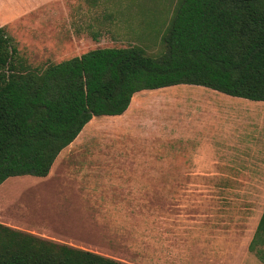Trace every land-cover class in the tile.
<instances>
[{"label": "rangeland", "instance_id": "374dc122", "mask_svg": "<svg viewBox=\"0 0 264 264\" xmlns=\"http://www.w3.org/2000/svg\"><path fill=\"white\" fill-rule=\"evenodd\" d=\"M175 4L176 0H0V27H5L14 39L20 56L39 69L97 48L142 46L149 55L156 56L163 48L161 36L165 27L155 24H167ZM156 28L161 31L157 33ZM161 90L164 93L174 89ZM157 93L142 91L136 98L149 99V108L154 110ZM111 118L114 117H96L89 123L76 141L61 152L47 177L21 176L5 181L0 186V224L127 264L147 261L148 254L137 252L131 245L144 243L140 232L150 229L154 217L169 233L163 235V240L176 237L180 255L188 251L183 246L189 242L187 238L194 236L192 215L225 211L222 201H231L235 213L246 208L249 224L245 234L254 230L264 209V181L191 177L154 181L155 188L175 192L166 198L168 204L150 208L156 209L154 212L139 205L129 210L126 204L140 199L139 193L147 182L137 181L135 189L128 187L115 193L113 184H109L114 181L108 183L114 174H188L199 167L178 165L177 148H164L165 143L154 140V128L149 133L131 131ZM165 158L175 163L161 165ZM133 159L137 162L133 163ZM109 196L113 200L110 206L105 201ZM131 211L133 218L129 217ZM125 214L127 223L131 219L135 228L116 226ZM173 215H178L177 222ZM214 253L209 251L210 256ZM236 257L240 261L233 264H263L243 242L237 247Z\"/></svg>", "mask_w": 264, "mask_h": 264}, {"label": "trees", "instance_id": "16d2710c", "mask_svg": "<svg viewBox=\"0 0 264 264\" xmlns=\"http://www.w3.org/2000/svg\"><path fill=\"white\" fill-rule=\"evenodd\" d=\"M155 25L156 56L97 48L43 69L0 27V186L47 177L88 123L124 114L142 91L185 84L264 102V0H176ZM249 249L264 264V212ZM0 264L127 263L0 224Z\"/></svg>", "mask_w": 264, "mask_h": 264}, {"label": "crops", "instance_id": "0c3cea01", "mask_svg": "<svg viewBox=\"0 0 264 264\" xmlns=\"http://www.w3.org/2000/svg\"><path fill=\"white\" fill-rule=\"evenodd\" d=\"M171 87L174 89L172 92L162 93L164 90H155L159 91L155 94V101L152 104L155 111L149 108L150 100L145 97L136 98L137 93L128 110L111 119H115L114 123L131 131L149 133L151 128H154L155 135H152L154 140L160 139L165 143L164 148H177L178 165L199 168L188 174L186 172L114 174L108 183L114 181L109 184H113L112 191L115 193L128 187L135 189L138 187L135 183L137 181L147 182L139 193L140 199L132 201L130 205L126 204L129 210L139 205L144 206L145 211L154 212L156 209L150 208L157 207L160 203L168 204L166 198L175 195V192L166 188H155L152 183L154 181L185 180L187 177L194 180L264 181V102L230 96L203 86L182 84ZM133 160V163L137 162ZM174 163L170 158L160 162L161 165L167 166ZM214 166H219L220 169L213 171ZM128 181H133L134 184H126ZM160 198L162 200H159ZM105 201L109 206L113 203L111 196ZM222 203L225 211L210 214L199 212L192 215L195 220L191 228L195 232L194 236L187 238L189 242L183 245L188 247L186 254L180 255L175 236H168L163 240V235L167 236L169 233L162 229L158 217L153 218L148 226L149 230L144 229L140 232L141 238L142 236L145 238L144 243L135 242L131 247H135L139 253L145 251L148 254L144 264H233L240 261V258L236 257L237 247L240 242L249 247L264 209L255 222L254 230L245 234L244 229L249 224V213L246 208L243 207L241 211L235 213L231 201ZM132 213L131 211L130 218H133ZM173 217L177 222L178 215ZM127 220L128 215L121 216L116 226L120 229L135 228L131 219L129 223ZM236 228L239 232H235ZM211 250L215 252L213 256L209 254ZM135 264L143 263L139 260Z\"/></svg>", "mask_w": 264, "mask_h": 264}]
</instances>
